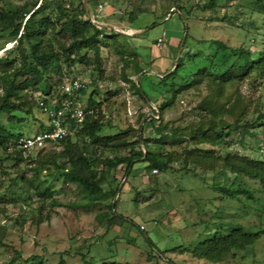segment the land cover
<instances>
[{"label":"rangeland","instance_id":"rangeland-1","mask_svg":"<svg viewBox=\"0 0 264 264\" xmlns=\"http://www.w3.org/2000/svg\"><path fill=\"white\" fill-rule=\"evenodd\" d=\"M25 1L0 0V7L7 12ZM206 1L121 0L114 12L112 9H102L109 15L102 24L111 22L115 26L123 25L121 18H128L129 10L138 5L159 12L172 9L173 17L166 20L167 29H173L180 21L183 39L189 31L188 46L184 51L185 70L176 79L180 86L203 67L210 66L212 70L224 68V53H216L215 40L232 47H249L254 52L264 46V0L257 5V11H253L246 0H218L216 13L201 9L198 4L202 5ZM178 4L184 6L187 19L178 12ZM189 10H192L191 14ZM186 25L189 26L187 32ZM168 38L171 39L170 33ZM121 39L125 40L126 37ZM128 41L130 43V39ZM13 44L10 27L0 23V55ZM128 46L131 52H138V58L140 56L144 61L151 60L152 52L149 48H135L131 43ZM214 55L212 62L211 57ZM88 56H93V53L89 52ZM122 56L118 46L111 43L110 46L102 47L99 69L93 63L77 65L80 75L88 84L82 98L83 104L87 105L91 98L101 102L105 121L115 126L113 129L105 128L104 133L107 135L128 128H141L144 121L140 119V114L145 113L146 118L153 117L160 104L172 95L171 92L159 91V87L149 85L159 81L158 74L149 72L153 68L152 64L144 69L135 61L138 58L133 56L124 64ZM140 67L145 70L144 74L140 72ZM53 78L58 81L59 76L54 74ZM140 79L150 101L133 88V83ZM63 80L67 83V76ZM208 92L206 83L181 90L172 107L166 111L165 121H171L177 126L190 120H199L202 113L199 104ZM227 92L232 96L231 100L239 98L242 106L247 105L248 112L241 123L247 118L253 120L259 111L264 112V86L260 82L245 80L228 87ZM235 112L228 118L229 121L234 122L239 110ZM15 114L22 120L8 123V115L0 113V121H7L14 131L22 130L26 135L32 133L26 130L25 123H28L27 128L34 129L40 120L47 117L38 107H34L33 113L22 111ZM136 135L133 131L129 132V140H136ZM227 135L230 136L229 142L223 147L206 143L188 148H198L220 156L230 151L253 157L256 156L253 152L256 141L264 142V124L248 132L243 128L233 132L228 130ZM144 137H159L150 123L145 125ZM187 146L185 140L175 146L178 147L176 149L167 143L164 151L180 159L175 160L167 172H160L159 176L151 175L150 170L144 167L147 163L143 161L138 162L129 175L125 165L107 173L105 188L110 184L113 188L118 186L119 191L115 196L106 191L93 204L84 197L80 187L73 183L57 182L53 197H39L36 191L27 188L28 181H24V188L16 187L17 193L13 195L11 182L16 176L24 173L28 179L39 181L41 178L51 179L50 173L56 170L51 164V170L45 167L32 170L36 161L30 157L20 164L13 163L6 159L7 152L1 149L0 159H5L0 161V224H6L10 229L7 245H0V264H9L14 259L16 262L12 264H59L61 260L64 264H85L86 261H91V264H264V235L254 245L233 250L221 262H211L194 254L197 244L215 234V227L219 224H226L222 231L236 225L245 230H264V206L261 201L241 203L214 187L215 184L228 186L232 183L234 174L228 169H205L193 163L188 165L190 168L183 169L184 150ZM141 148L144 152L147 150L144 145ZM62 150V145L51 146L48 150L52 151L49 158ZM151 150L157 152L158 149L151 147ZM128 153L129 150L97 149V154L104 158ZM28 154L34 158L39 155L37 151ZM63 161L59 159L60 163ZM44 189L45 185H41L40 190ZM21 192L28 198V202L19 197ZM111 201L117 203V213L127 217L128 221L108 224L106 218L99 219L101 214L109 210L108 204ZM147 236L158 249H153Z\"/></svg>","mask_w":264,"mask_h":264},{"label":"trees","instance_id":"trees-1","mask_svg":"<svg viewBox=\"0 0 264 264\" xmlns=\"http://www.w3.org/2000/svg\"><path fill=\"white\" fill-rule=\"evenodd\" d=\"M120 1L88 0L86 6L84 0H27L24 4L11 8L7 12L0 7V23L10 27V36L14 41L13 46L0 55V89H2L0 113L8 115V123L22 120L15 114L16 112L33 113L34 107L41 109L40 100H44L50 106L61 107L63 100L67 97L66 84L78 77L86 83L79 92L80 99H82L86 94L88 84L85 78L80 75L77 65L93 63L94 67L99 69L104 45L110 46L111 43L117 45L118 50L123 54L124 64L129 62L131 56L135 59L138 58L137 51H130L129 36L113 28L97 24H102L109 18L107 12L102 9H106L105 11L112 9L114 12ZM246 1L253 11H257V5L261 0ZM198 5L202 10H211L216 13L218 0H207L202 5ZM177 9L184 19L188 18L184 6L178 4ZM144 13H152L161 20L172 13V9L159 12L154 8L138 5L129 10L128 18H121V22L124 24L117 26L123 28L133 23L139 15ZM188 13L191 14L192 10H189ZM157 23H154L152 27H155ZM185 30L186 32L189 30L188 25L185 26ZM188 36L189 31L174 69L167 70L164 75L158 76L159 81L149 84L155 88L159 87V91L171 92V97L160 104L153 117L146 118V114L141 113L140 119L144 123L137 130L128 128L119 130L113 135L105 134L106 127L113 129L115 126L105 121L101 102H96L92 98L87 104V108H94L95 114L88 115L81 125L70 119L71 133L67 138L37 150L16 147L15 140L24 135V132H16L8 124L0 121V150L3 149L4 152H7L6 159L20 164L30 157L36 161L35 168L33 167L32 170L44 167L51 170L49 164L53 165L56 170V172L50 173L51 179L41 178L39 181L28 179L24 173L16 176L11 182L13 195L17 193L16 187L24 188V183L27 181L29 184L27 188L36 191L39 197H53L56 193L57 182L73 183L80 187L84 197L88 198L90 204H93L106 191L112 196H115L119 191L118 186L113 188L110 184L108 188H105L107 173L125 165L127 174H130L135 165L143 161L147 163L144 167L150 170L151 175L159 176L160 172H167L173 167L174 161L180 159L179 156L164 151L167 143L176 149L178 147L175 146L185 140L188 146L184 150L183 169H188L190 163L211 170L217 167L228 169L234 174L232 183L228 186L215 184L214 187L224 195L237 199L241 203L261 201L260 203L264 206L262 202L264 201V142L256 141V145L253 146L256 156L253 157L230 151L225 156H220L214 152L188 148L191 145L197 147L206 143L223 147L229 142L228 130L233 132L243 128L248 132L250 129L264 124V112L259 110L253 120L247 118L241 123L242 118L248 112L247 105L243 104L242 106V100L239 98L231 100L232 96L227 92L228 87L249 79L260 82L264 86V46L254 52L249 47H232L223 41L215 40L216 53H224V68L212 70L210 66L203 67L195 73L194 77L185 80L188 82L178 86L176 79L186 66L184 51L188 46ZM122 37H126V39L122 40ZM89 52L93 53V56H88ZM214 57L215 55L211 57L212 62ZM135 61L144 69L150 67L151 64V62L141 59L140 56ZM144 69L140 70L143 74ZM100 73L103 74V72ZM54 74L59 76L58 81L53 80ZM64 76H67V83L63 80ZM203 83L207 84L209 92L199 104L202 111L201 118L177 126L171 121H165L166 111L172 107L181 90L198 87ZM133 88L136 93L150 101L147 91L142 87L141 79L139 82L133 83ZM238 110L234 122L229 121L228 118ZM147 123L152 125L154 132L159 135L158 138L144 137V128ZM46 129L49 127L47 126L44 130ZM132 131L137 133V138L134 141L128 138V133ZM55 145H62L63 150L49 158L52 151L48 150ZM142 145L147 149L145 152L141 148ZM99 147L112 151L129 150V153L104 158L97 154ZM138 147L140 150H137ZM151 147H156L157 152L152 151ZM32 151L39 153L37 158L28 154ZM61 158L64 159L62 163L59 162ZM4 159L1 158L0 161ZM191 160L192 162H189ZM154 169L158 170V174L152 172ZM41 185H45L44 191L40 190ZM18 195L24 202H28V198L23 192ZM108 208V211L99 216L100 220L106 218L108 224L128 221L127 217L117 213V203L111 201ZM225 225H217L215 234L206 237L197 244L194 254L198 258L221 262L233 250H242L249 245H254L264 235L263 229L245 230L240 225L222 231ZM9 229L6 224H0V245H7ZM147 237L153 249H156V244L149 236ZM19 256L18 253L17 257ZM12 261L9 264L16 262V259ZM59 264H64V261L61 260ZM85 264H91V261H86Z\"/></svg>","mask_w":264,"mask_h":264},{"label":"crops","instance_id":"crops-1","mask_svg":"<svg viewBox=\"0 0 264 264\" xmlns=\"http://www.w3.org/2000/svg\"><path fill=\"white\" fill-rule=\"evenodd\" d=\"M172 17L173 14L171 13L164 19L159 20L152 13H144L139 15V17L133 23L123 28H118V26L110 23L104 25L115 30H117V28L121 29L124 35L129 36L130 43L133 47L149 48L152 52V57L150 58L151 60H149V62H151L153 66V68L150 69L149 72L152 71L161 76L164 75L167 70L170 71L176 63L177 56H179L180 54V43L181 40H183L182 24L179 20V22H177L173 29H167L166 27V20L171 19ZM156 22H158L157 25L155 27H152V25ZM169 33L171 34V39L168 38ZM161 37L165 38V42L163 46L160 47L158 46L157 42ZM166 45H169V47H166ZM3 123L7 124V121ZM27 124L28 123H25L26 130H30L32 134L38 133L40 131H43L48 126V118L46 117L43 120H40V122L38 123V127L36 128L34 126V129L27 128Z\"/></svg>","mask_w":264,"mask_h":264},{"label":"built area","instance_id":"built-area-1","mask_svg":"<svg viewBox=\"0 0 264 264\" xmlns=\"http://www.w3.org/2000/svg\"><path fill=\"white\" fill-rule=\"evenodd\" d=\"M164 42L165 38L161 37L157 44L161 47ZM85 85L86 83L80 77L66 84L67 97L63 100L61 107H53L46 104L44 100H40L39 105L48 117L49 129L31 135H21L15 140V146L27 150H37L49 146L70 135V119L81 125L88 115L95 114V109H88L87 105L83 104L82 99H80V89ZM153 172L158 173V170L154 169Z\"/></svg>","mask_w":264,"mask_h":264},{"label":"water","instance_id":"water-1","mask_svg":"<svg viewBox=\"0 0 264 264\" xmlns=\"http://www.w3.org/2000/svg\"><path fill=\"white\" fill-rule=\"evenodd\" d=\"M84 3H85V5L87 6V4H88V0H84ZM98 25H99V26H106V25L101 24V23H98ZM119 32H122V31H119ZM186 35H187V33H186ZM185 38H186V36H185ZM185 38L182 40V43H181V46H180V53H181L182 47H183V45H184ZM179 58H180V54H179L178 59H179ZM178 59H177V61H178ZM177 61H176V62H177Z\"/></svg>","mask_w":264,"mask_h":264}]
</instances>
